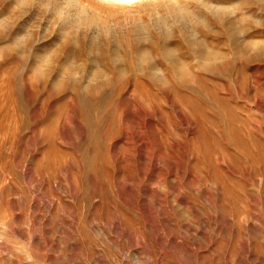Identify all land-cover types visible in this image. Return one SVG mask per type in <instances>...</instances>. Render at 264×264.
Wrapping results in <instances>:
<instances>
[{
	"label": "rangeland",
	"instance_id": "1",
	"mask_svg": "<svg viewBox=\"0 0 264 264\" xmlns=\"http://www.w3.org/2000/svg\"><path fill=\"white\" fill-rule=\"evenodd\" d=\"M0 264H264V0H0Z\"/></svg>",
	"mask_w": 264,
	"mask_h": 264
},
{
	"label": "bare ground",
	"instance_id": "2",
	"mask_svg": "<svg viewBox=\"0 0 264 264\" xmlns=\"http://www.w3.org/2000/svg\"><path fill=\"white\" fill-rule=\"evenodd\" d=\"M43 4V3H42ZM48 4V3H47ZM46 6V5H45ZM49 7V6H48ZM50 13L52 14V11H50Z\"/></svg>",
	"mask_w": 264,
	"mask_h": 264
}]
</instances>
